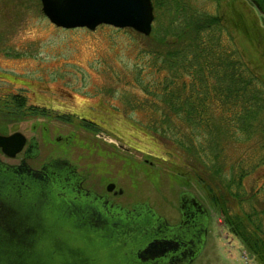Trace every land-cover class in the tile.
I'll use <instances>...</instances> for the list:
<instances>
[{"label":"rangeland","instance_id":"1","mask_svg":"<svg viewBox=\"0 0 264 264\" xmlns=\"http://www.w3.org/2000/svg\"><path fill=\"white\" fill-rule=\"evenodd\" d=\"M150 1L151 33L144 39L146 36L141 33L110 25L88 31L65 30L54 27L43 16L38 0H0V131L7 135L17 129L26 136L35 135L46 143L47 150H60L90 182L113 179L124 191L119 198L125 207L145 202L170 225L179 220L176 200L183 188L181 175L185 178L190 175L184 173L180 154L176 159L171 157L174 164L165 160L170 158L166 139L147 130L149 118L157 115L152 104L154 96L150 98L149 94L146 100L143 87L153 88L155 73L148 57H143L139 50L142 47L153 50L154 36L163 32L164 41L172 42L173 17L184 7L201 8L218 15L247 68L264 84V16L249 0ZM20 95L24 96L21 97L24 104L18 107L13 101ZM139 102L145 108L141 109ZM35 105H56L59 111L49 110L48 114L64 118L67 111L62 110L67 107L79 106V114L94 112L101 116L110 106H118L121 117L106 124L120 138L96 137L92 132L95 126H90L92 131H84L77 119L54 122L44 116L15 118L20 112L31 114ZM260 116L264 121V114ZM57 132L70 135L71 143L63 147L52 143V135ZM254 141L250 139L238 149L225 150L229 161L243 152L240 156L247 171L254 158L259 157L255 152L257 156L248 158L253 153ZM252 171L241 179L240 195L233 186L231 193L236 197L226 195L222 200L228 205L230 216L236 215L229 219L238 227L237 235L230 232L222 214L208 204L202 185L193 176L189 179L186 191L196 195L212 214L204 247L190 264L259 263L248 250L258 246L264 251V166H255ZM243 254L247 256L244 261ZM260 262L264 263V259L260 258Z\"/></svg>","mask_w":264,"mask_h":264},{"label":"water","instance_id":"2","mask_svg":"<svg viewBox=\"0 0 264 264\" xmlns=\"http://www.w3.org/2000/svg\"><path fill=\"white\" fill-rule=\"evenodd\" d=\"M38 1L54 27L151 33L150 0ZM250 2L264 15V0ZM24 143L19 132L1 135L0 151L12 157ZM44 175L52 174L0 163V264H190L204 247L209 218L191 192L179 193L180 220L169 225L145 202L106 207Z\"/></svg>","mask_w":264,"mask_h":264},{"label":"trees","instance_id":"3","mask_svg":"<svg viewBox=\"0 0 264 264\" xmlns=\"http://www.w3.org/2000/svg\"><path fill=\"white\" fill-rule=\"evenodd\" d=\"M181 10L173 17L172 42L164 41L163 32L154 36L153 50H139L148 57L155 73L153 88L143 87L146 100L154 96L157 115L149 118L147 130L166 139L170 156L166 161L174 164L171 157L181 155L184 173L190 177L181 175L180 183L188 187L193 176L202 185L208 204L222 214L230 232L237 235V226L229 219L236 215L230 216L222 200L226 195L236 197L231 193L233 186L240 195L241 179L255 166H264V121L260 116L264 114V84L247 68L218 15L193 6ZM139 106L145 108L141 102ZM250 139L255 144L248 158L257 156L255 152L259 157L246 171L240 156L243 152L229 161L225 150L238 149ZM248 251L258 264H264L260 262L263 250L256 246Z\"/></svg>","mask_w":264,"mask_h":264},{"label":"flooded vegetation","instance_id":"4","mask_svg":"<svg viewBox=\"0 0 264 264\" xmlns=\"http://www.w3.org/2000/svg\"><path fill=\"white\" fill-rule=\"evenodd\" d=\"M21 97H24V96L20 95L19 98H15L13 102H15V104L17 103L19 104L21 101H23V104H24V100ZM35 106H36V108L34 109L35 111L31 112V114L20 112L18 116H15V118L24 120L25 118H28V119H31L32 117L41 118L44 116L48 120L54 121V122H59L57 119H59L60 121L65 120L63 122H69V121H72V119H77L78 125L81 126L82 130L84 131L87 129H90V131H92L90 126L92 127L95 126L96 128L92 132H93V135H95L96 137L103 138V136L106 135L108 137H112L115 139L120 138L106 124L107 121H110L113 123L118 119V117H121L119 113H117V110H119L118 106H113V105L110 106V109L104 110L101 116H99L98 114H94V112H92V115L86 112L79 114V106L77 109L67 107V108H63L62 110V112L65 110L67 111L66 118H64V115L61 116V115L56 114L54 116L53 114L51 115L48 114L49 110L59 111V109H55V107H57L56 105L54 107L52 106L48 107V106H42V105H35ZM16 108L17 107H15L14 109ZM58 108L61 109L62 105ZM91 109L93 110L94 108L92 107ZM70 112L72 113V115H69ZM12 113H15V111H12ZM42 129L44 130V126L42 127ZM13 132L22 133L20 131H17V129H14V131H12L11 134ZM11 134H7V135L9 136ZM1 135H3V133H1L0 136ZM22 135L24 136L25 143L24 145H22L21 150L18 151L15 155H12V157L7 156L4 153H1L0 151V163H5L10 168L26 165L31 170L33 169L40 170L42 174H44V172L48 170L51 172L52 175L50 176V178L44 175L43 178H46L49 180L53 179V181L56 183H58V181H62L58 183V187L60 189L62 190L68 189L69 191L83 190L84 193L91 192L90 194L93 196V199L96 201L98 200L102 204H106L105 205L106 207H112L114 209H117L118 207L132 209L131 206L133 204H137L134 202L129 207H125L121 203L119 197L123 195L124 191L122 190V188L115 185L113 179L106 177L107 180L105 181V183L101 180H99L96 183L90 182L87 179V176L83 174L81 169H79L76 164L71 162V160L68 157H66L64 154L62 155L60 150L51 152L50 150H47V147L45 146L46 143L39 141V139L35 137V135L26 136L24 135V133H22ZM51 140H52V143H55L56 145L60 147H63L64 144L71 143L70 135L66 133H62V135H60V133L57 132L56 134L52 135ZM117 147L123 150L121 146H117ZM186 189H187L186 185H183V188L180 189V192L186 191ZM179 193L177 194L178 199L176 200V206L178 210L180 208V206L178 205ZM194 196L196 197V200L199 202V204H202L201 200L198 199L196 195ZM202 205L204 207L206 215H208V218L210 219L212 214L209 213V211H207L206 206L204 204ZM178 216L180 220L179 212H178ZM209 219H208V222H209ZM179 220L176 223H179ZM205 235H206V231H205Z\"/></svg>","mask_w":264,"mask_h":264}]
</instances>
